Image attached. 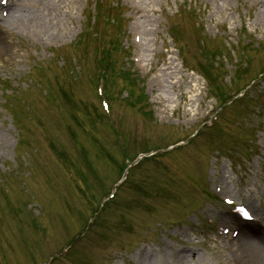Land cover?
<instances>
[{
  "label": "rangeland",
  "instance_id": "374dc122",
  "mask_svg": "<svg viewBox=\"0 0 264 264\" xmlns=\"http://www.w3.org/2000/svg\"><path fill=\"white\" fill-rule=\"evenodd\" d=\"M149 1L139 10L127 0H54L47 33L36 29L34 0L8 29L0 22L12 32L0 51V264H240L248 256L235 255L231 232L219 229L235 219L224 198L256 216L264 209V0ZM118 140L128 154L167 152L114 185L126 163ZM76 235L68 256L50 261Z\"/></svg>",
  "mask_w": 264,
  "mask_h": 264
},
{
  "label": "bare ground",
  "instance_id": "6f19581e",
  "mask_svg": "<svg viewBox=\"0 0 264 264\" xmlns=\"http://www.w3.org/2000/svg\"><path fill=\"white\" fill-rule=\"evenodd\" d=\"M18 1V0H17ZM21 1V0H20ZM32 0H22V3L16 2L14 5L11 14L9 18L11 19H19L22 18V4H26L27 2H31ZM36 4H38L40 7L36 10V20L34 23L36 24V29H40L41 33H47L51 30V27H47L46 20L54 13L55 11V2L54 0H34ZM146 1V0H145ZM149 1V0H147ZM148 6L150 4L147 3ZM146 4V5H147ZM14 13V14H13ZM61 16H59L60 18ZM8 19V18H7ZM6 20H1L7 23ZM3 28V27H2ZM4 29V28H3ZM146 33V31H144ZM12 34V32H6L1 29L0 27V51L7 46L10 48L11 41L9 40V34ZM180 95H185L186 92H183L182 90L179 91ZM223 190H225V186H222ZM262 189H264V186H262ZM264 216V209H262V212L259 213V219ZM239 234L237 240H240L237 245L231 244V248L233 247L234 250L238 254L241 250H245L248 254V256L243 259H240V264H264V224L263 226H251L247 223H240L239 225ZM233 250V251H234ZM235 252V251H234ZM193 254H189L188 256L192 257ZM186 255L183 256V259L187 260ZM191 264V263H189ZM194 264H201L200 261L195 262Z\"/></svg>",
  "mask_w": 264,
  "mask_h": 264
}]
</instances>
